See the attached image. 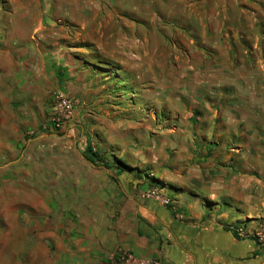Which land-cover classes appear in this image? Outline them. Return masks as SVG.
<instances>
[{
    "label": "crops",
    "instance_id": "obj_1",
    "mask_svg": "<svg viewBox=\"0 0 264 264\" xmlns=\"http://www.w3.org/2000/svg\"><path fill=\"white\" fill-rule=\"evenodd\" d=\"M230 22H244L247 30L238 34ZM232 45L246 53L242 69L250 62L258 72L264 70V0H0V150L10 146L14 135L18 142L20 125L27 121L28 127L37 101L53 92L76 97L81 107L89 96L99 114L100 103L112 94L104 83L119 82L120 95L155 86V120L145 117L119 142L112 127L97 130L95 165L118 175L102 179L112 205L93 217L99 221L91 233L95 244L84 246L83 254L63 245L60 264H111L119 248L160 264H264V249L233 233L237 227L255 232L264 224V156L257 153L253 164L254 154H242L246 146L226 149V134H218L226 140L212 148L202 140L181 139L185 135L178 126L165 133L156 124L163 79L162 72L149 76V69L163 61L165 49L189 64L197 55L222 53ZM156 66L163 69L162 62ZM197 76L180 78L190 82ZM180 78L171 82L179 84ZM252 80L264 84V75ZM244 91L241 100L252 102L247 109L264 112V93ZM186 97L176 94L174 101ZM149 131L159 137L150 139ZM210 135L204 130L202 137L207 141ZM202 149L210 156L190 166ZM115 159L135 170H117ZM217 163L225 166L218 173L211 170ZM148 173L157 181L145 179ZM152 186L169 205L144 196Z\"/></svg>",
    "mask_w": 264,
    "mask_h": 264
},
{
    "label": "rangeland",
    "instance_id": "obj_2",
    "mask_svg": "<svg viewBox=\"0 0 264 264\" xmlns=\"http://www.w3.org/2000/svg\"><path fill=\"white\" fill-rule=\"evenodd\" d=\"M232 23L238 34L247 30L244 22ZM247 54L252 58L251 53ZM156 55L159 56H150ZM245 55L232 45L222 53L207 52L201 58L197 55L186 64L176 61L177 55L165 49L163 61L154 62L149 69V76L162 72L163 79V84L158 86L164 101L157 108V126L165 133L178 130V126L179 132L185 135L181 139L202 140L212 148L223 145L226 139L219 138L218 134H226L229 143L226 149L234 151V145L246 146L242 154H254L253 164L257 163L256 154L264 156V112L258 114L247 109L252 102L241 100L239 95L243 90L245 94L253 91L263 94L264 84L259 85L252 78H262L264 70L258 72L250 62H244L245 69H242L240 59ZM161 62L163 69L156 66ZM177 64L185 67H175ZM136 71L132 69L130 73L135 75ZM188 74L199 76L190 82L180 78ZM108 75L114 74L110 71ZM176 77L181 79L179 84L172 83ZM242 77L248 84L241 85ZM110 82L104 84L108 88L105 92H112L111 99L107 97L100 103L99 114L89 96L81 107L76 97L66 95L73 101L69 114L57 109L56 97L61 93L53 92L50 97L37 101L28 127L27 121L20 125L18 142L14 141V135L10 146L0 150V264H60L63 245L69 244L73 254H83L84 246L95 244L91 233L93 229L98 230L99 221L94 218L106 214L112 205L107 196V180L102 179L108 173L118 175L105 165L89 163L82 152L88 141L98 154L99 128L112 127L115 142L127 138L132 126L142 125L145 117L148 121L155 120L157 104L151 99L154 85L140 86L135 93L128 91L127 95H120L121 84L115 80ZM183 93L188 97L175 102V95ZM135 100L137 104H133ZM30 130L33 134L27 136ZM204 130L211 133L207 141L202 137ZM146 136L155 140L159 137L152 131ZM104 140L107 146L117 147ZM209 156L208 150L202 149L189 165L205 163L200 157ZM218 163L211 166L217 173L225 167ZM95 175L100 180L95 181ZM148 176L156 178L152 173ZM92 188H98L97 193ZM259 230L264 232V224L256 231Z\"/></svg>",
    "mask_w": 264,
    "mask_h": 264
},
{
    "label": "built area",
    "instance_id": "obj_3",
    "mask_svg": "<svg viewBox=\"0 0 264 264\" xmlns=\"http://www.w3.org/2000/svg\"><path fill=\"white\" fill-rule=\"evenodd\" d=\"M56 105L58 110L68 114L73 109V101L64 94H59L56 97ZM144 196L150 199H155L162 205L170 204L168 198H165L156 187H151L144 193ZM233 233L239 239L250 238L255 240L257 245L264 249L263 230L248 232L245 228L237 227L233 229ZM111 264H160V261L153 257L138 256L126 248H119L111 255Z\"/></svg>",
    "mask_w": 264,
    "mask_h": 264
},
{
    "label": "trees",
    "instance_id": "obj_4",
    "mask_svg": "<svg viewBox=\"0 0 264 264\" xmlns=\"http://www.w3.org/2000/svg\"><path fill=\"white\" fill-rule=\"evenodd\" d=\"M82 155L85 157V159L87 161H89L92 164H95L96 162L99 161V156L97 153H95L91 147V145L87 144V148L84 150V152H82ZM115 165H116V169L117 170H135V169H131L128 166H126L125 164H123L122 161L119 160H114ZM146 177L149 178V180L156 182L157 180L148 176V174H146Z\"/></svg>",
    "mask_w": 264,
    "mask_h": 264
}]
</instances>
